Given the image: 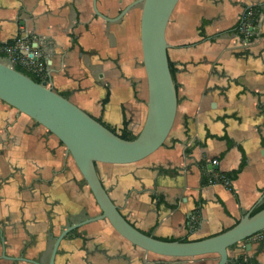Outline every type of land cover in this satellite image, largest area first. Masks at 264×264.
Segmentation results:
<instances>
[{
  "label": "crops",
  "instance_id": "obj_1",
  "mask_svg": "<svg viewBox=\"0 0 264 264\" xmlns=\"http://www.w3.org/2000/svg\"><path fill=\"white\" fill-rule=\"evenodd\" d=\"M132 1L95 0V6L113 18ZM254 5L260 8L257 35L244 43L236 28L245 8ZM188 8L198 21L182 22ZM136 9L113 22L95 14L93 0H0V61L7 64L11 57L4 47L28 49L33 64L17 65L42 72L47 86L67 93L106 127L119 131L126 124L136 135L147 98L139 30L133 23ZM175 31L170 60L178 103L168 142L141 171H134L136 163H97L96 168L134 227L160 239L197 240L230 228L264 203V0H187ZM23 49L18 52L25 53ZM11 124L19 132H11ZM38 126L0 101V264H47L55 237L70 223L86 219L79 216L86 202L70 194L76 166L64 146ZM24 136L35 155L22 148ZM212 159L216 166L209 164ZM241 162L231 189L201 184V163L204 169L228 172ZM155 256L101 220L68 233L54 263L176 262ZM241 256L264 264V231L228 251L230 261Z\"/></svg>",
  "mask_w": 264,
  "mask_h": 264
},
{
  "label": "water",
  "instance_id": "obj_2",
  "mask_svg": "<svg viewBox=\"0 0 264 264\" xmlns=\"http://www.w3.org/2000/svg\"><path fill=\"white\" fill-rule=\"evenodd\" d=\"M178 2L134 0L116 17L108 18L99 13L93 0L95 14L113 22L120 20L132 7L141 5L139 40L147 90L146 112L140 131L131 140L120 138L68 97L47 86L45 80L36 83L0 61V101L45 128L64 146L100 211L96 216L63 229L54 239L47 264H55L59 243L68 233L101 220H106L119 236L145 252L178 259L213 255V264H229L231 247L264 231L263 207L255 213L254 208L249 209L233 226L206 238L185 241L154 237L126 220L98 175L97 163L128 165L140 162L162 147L170 133L178 99L176 82L169 69L170 45L166 40V29ZM29 56L32 55L29 53ZM0 238L4 249V239ZM246 249H249V244H246Z\"/></svg>",
  "mask_w": 264,
  "mask_h": 264
},
{
  "label": "rangeland",
  "instance_id": "obj_3",
  "mask_svg": "<svg viewBox=\"0 0 264 264\" xmlns=\"http://www.w3.org/2000/svg\"><path fill=\"white\" fill-rule=\"evenodd\" d=\"M185 1H187V0H179L174 11L172 12V15H171L170 20H169V23H168V26L166 29V40L170 46L171 45H177V34L175 31V27L177 28V19L179 17L181 9H183V4L185 3ZM191 10H192V8H188L186 10V12L183 13V16H182V19H183L182 22L183 23H194V22L198 21V18L195 17L194 13H193V15H191ZM140 12H141V5H137V9L134 11V14H133V23H135V29L137 31L139 30ZM169 55H170V59L173 61L174 60V54H173L171 48H169ZM30 121H31L32 125L37 124L31 119H30ZM4 122L8 123L9 120L7 119ZM9 128H10L11 132H19V130H20L19 127H18V129L12 127V124L9 126ZM41 129H42L41 126H38V130L40 131ZM21 130L24 131L23 128H21ZM8 131H6V132L8 133ZM23 139L25 141V145H23L22 148L25 151H27V154L31 153L33 155V153H34V155H35L36 152L35 151L32 152V149L30 150V148L33 147V145H31V143L29 141L30 138L24 136ZM166 140L168 142V138ZM44 143H45V141H42L43 147L46 146V145H44ZM8 151L10 152L11 155L13 154L11 152V149ZM154 157L155 156L150 155L147 158H145L144 160L134 164V166H132L134 168V171H135V169L140 170V171L142 169H144L146 166H148V163L150 162V160L155 159ZM71 163H73V162H71ZM140 175L144 176V173H140ZM70 177H72V179H74V181H75V185L70 186V190H71L70 194L75 196V199L77 201H80V202L85 201L86 202V209L83 210L81 208L79 211L80 212L79 216L81 217V216L85 215V218H89L91 216L98 215L100 212L99 208L96 205L87 185L82 182L83 179H82L80 173L78 172V170H75L74 174H70ZM103 180L105 181V179H103ZM83 198H85V200ZM188 239L192 240L191 238H188ZM155 257L160 259V260L176 261L175 264H177V262L178 263L180 262L181 264H209V262H213V260H215V256H213V255H205V256L185 258V259L169 258V257H161V256H155Z\"/></svg>",
  "mask_w": 264,
  "mask_h": 264
},
{
  "label": "trees",
  "instance_id": "obj_4",
  "mask_svg": "<svg viewBox=\"0 0 264 264\" xmlns=\"http://www.w3.org/2000/svg\"><path fill=\"white\" fill-rule=\"evenodd\" d=\"M245 12L246 13L250 12L251 18H252V23L254 25H257V23H258V15H259V12H260L259 6L254 5V6L246 7L245 8ZM204 23H206V21L202 20L201 21V25H203ZM3 57H4V55L1 54L0 58H3ZM168 63H169L170 72H171V74L173 76V79L176 82V69L174 67V63L170 60L169 57H168ZM14 68H15V70H17V71L25 74L29 78H31L36 83H40L43 80H45L42 72H38V71H34V70L33 71L32 70H27V69L22 68L20 65H14ZM176 89H177V83H176ZM62 95L67 97L68 94L64 93ZM110 130L113 131L115 134H117L122 139L131 140V139H134L135 136H136V135L131 134L128 130H126V124L123 125V128L121 130H119V131H116L115 129H110ZM242 165H243V163L241 162L239 167L237 169H235V170L228 171V172H219V171L213 169L212 167L204 169L203 168L204 166L201 163V169H202L201 184L223 183L224 181H227V182H229L228 188L231 189V182L236 178V175L240 171ZM215 174H220L222 176V179L215 178L214 177ZM263 207H264V203H262L256 209H254L253 213L257 212L258 210H260ZM146 234L150 235V233H146ZM164 240H177V238H169V239H164ZM184 240L188 241L187 238H185ZM241 263L257 264L252 257H244V256H241V257H239L238 259H236L234 261H230L229 264H241Z\"/></svg>",
  "mask_w": 264,
  "mask_h": 264
},
{
  "label": "built area",
  "instance_id": "obj_5",
  "mask_svg": "<svg viewBox=\"0 0 264 264\" xmlns=\"http://www.w3.org/2000/svg\"><path fill=\"white\" fill-rule=\"evenodd\" d=\"M236 34L237 37L240 38L241 42L244 43H248V41L255 35H257V26L254 25L252 23V18H251V14L250 12H245V10L243 11L242 15L239 18V24L236 28ZM18 48L15 47H4L2 49V51L4 52H8L11 53V57L8 60L9 65L13 66L17 65V64H21L22 66H31L33 64V60H32V52H30L28 49H23V47L21 46L19 49H23L25 53H20L17 50ZM29 53L32 56H29ZM209 164L211 166H216L217 165V160L216 159H212L209 161ZM215 178H219L222 179V176L220 174H215L214 175ZM225 187H228L229 182L224 181L222 183ZM241 264H245V263H241Z\"/></svg>",
  "mask_w": 264,
  "mask_h": 264
},
{
  "label": "flooded vegetation",
  "instance_id": "obj_6",
  "mask_svg": "<svg viewBox=\"0 0 264 264\" xmlns=\"http://www.w3.org/2000/svg\"><path fill=\"white\" fill-rule=\"evenodd\" d=\"M100 213V212H99ZM96 216V215H95ZM91 217H93V216H91ZM87 219V218H86ZM82 220H84V219H82ZM82 220H80V221H82ZM80 221H78V222H80ZM78 222H76V223H78ZM72 224H75V223H70V225H72ZM85 225H87V224H85ZM85 225H82V226H80V227H78V228H81V227H83V226H85ZM69 226V225H68ZM67 226V227H68ZM78 228H76V229H74L73 231H75V230H77ZM72 232V231H71Z\"/></svg>",
  "mask_w": 264,
  "mask_h": 264
}]
</instances>
